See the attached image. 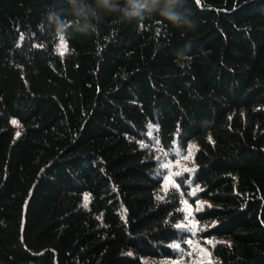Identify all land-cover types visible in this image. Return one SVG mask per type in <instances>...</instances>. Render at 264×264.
Instances as JSON below:
<instances>
[{"label":"trees","instance_id":"trees-1","mask_svg":"<svg viewBox=\"0 0 264 264\" xmlns=\"http://www.w3.org/2000/svg\"><path fill=\"white\" fill-rule=\"evenodd\" d=\"M88 8L0 0V264H264V0Z\"/></svg>","mask_w":264,"mask_h":264},{"label":"clouds","instance_id":"clouds-1","mask_svg":"<svg viewBox=\"0 0 264 264\" xmlns=\"http://www.w3.org/2000/svg\"><path fill=\"white\" fill-rule=\"evenodd\" d=\"M182 0H95V8L81 9L75 15L78 17L76 27L84 34L95 32L98 25L102 23L104 15L118 14L121 20L138 19L145 13L158 11L159 14L172 22L177 27L192 29L195 23L175 9L180 6ZM68 25L58 26V34L63 37Z\"/></svg>","mask_w":264,"mask_h":264},{"label":"rangeland","instance_id":"rangeland-1","mask_svg":"<svg viewBox=\"0 0 264 264\" xmlns=\"http://www.w3.org/2000/svg\"><path fill=\"white\" fill-rule=\"evenodd\" d=\"M165 160H166L165 161L166 168L171 174L175 173V169L181 170V167L184 170L187 169L186 171H190L189 168L191 167V165H186L188 161H191V154L190 153H187L185 155V159H184V155L180 154V152H179V154L176 155L175 157H173V158L166 157ZM172 177L169 178V181L171 183H174V181L172 180Z\"/></svg>","mask_w":264,"mask_h":264}]
</instances>
